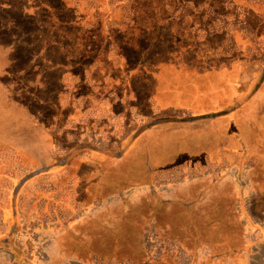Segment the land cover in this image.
I'll return each mask as SVG.
<instances>
[{"label":"rangeland","instance_id":"1","mask_svg":"<svg viewBox=\"0 0 264 264\" xmlns=\"http://www.w3.org/2000/svg\"><path fill=\"white\" fill-rule=\"evenodd\" d=\"M106 1L114 4V13H105V19H102V16L96 12L84 10L89 16L84 23L82 35L72 37V39H69L67 35H63V37L52 35L53 38L51 36L48 40L50 36L46 35V28H49L46 23L49 17L48 11L44 12L45 10H41V8H35L34 11L33 8L38 6L35 5L37 0H15V4L21 6L20 9L25 8L23 5L28 8V18L21 17L18 12L14 13L11 18L12 22L14 21L13 27L19 29V23L25 26L28 20L29 38H31L29 30L32 23H37L38 28L43 32L42 36L39 35L34 39L33 48L36 49L34 53H38L43 45V50L49 48L52 45L50 41L54 45L62 43L70 52L75 50L79 64L91 66V78L88 83L85 84L84 81L78 80L77 84L84 83V87L79 90L82 97H79L84 98L86 102L88 94L92 93L96 100L94 106L97 113L96 116H92V113L90 116L86 115L87 119L81 121L80 126L76 127V125L73 131L65 130L64 126L68 122L66 119H62L61 123L55 121L51 128L54 131L51 130L53 132L50 134L53 136L48 138L40 135L41 133H36L33 129L30 130L31 123H28V137L21 136L12 139L13 134L19 136L23 131L17 130L18 128L14 129L10 124H7L2 130L4 135L0 140H7L9 143L16 140L12 146L17 152L19 151L18 155L22 158L27 157L32 163L52 167L54 161H57L55 164L61 165L60 169L55 167L63 175L56 182L62 191L60 194V196L62 195V204L58 206L59 210L68 208L70 211H78V206L83 203V205L96 203L91 210L90 217L88 216L90 213L86 212L79 218L71 216L60 218L63 224L74 226L73 230L65 228L63 231L67 243L63 244L64 249L60 253L61 256L68 258L73 256L72 253L79 254L80 252L81 256L89 257L95 254L103 257V262L97 260L94 264H127L128 261L130 264H156L155 260L158 258L174 262L169 258L167 249L153 248V244L149 248H145L142 241L145 240L147 233H150L148 229L153 230V228H147V222L151 226L156 224L158 228L165 229L158 233V237L162 241L167 236L168 239L180 238L187 233L184 231L186 228L185 216L180 212L186 205H183L185 198L183 192L188 195L187 192L190 190H185L184 185L179 186L178 199L175 198L171 203L168 201L164 206L160 203L164 201L158 199L160 194L157 195L151 188L159 179L177 181L180 180L179 178L185 177L193 162L198 169L207 166L208 160L205 154L209 152L215 156L219 153L221 156L222 152L228 150L229 145L234 144H247L251 149L257 147L255 142L258 139L252 135L249 136V134L254 131L255 135L260 136V131L264 137V114H262L264 95L258 104H254L248 99L245 103L243 101L241 107H229L220 112H217L218 108L215 106V110L207 112L204 116L205 113H201L194 118V122H190L184 120L186 118L181 119L189 110L186 105L170 103L169 98H166L167 101L161 100L160 105H162L156 107L155 98L162 86V79L166 82L164 88H168L167 91H169V79L170 75L172 76L169 70L162 71L161 68L171 62L186 63L197 68L198 71L211 67H226L237 59L238 49L231 36L223 33L210 34L209 31L219 30L221 33L223 30H238L244 32L242 36L247 38L250 33L254 32L256 21L252 17H244V14L243 20L240 21L241 13L234 6L228 4L229 0H98L103 5L106 4ZM253 1L257 4L256 9L264 10V0ZM32 10L39 13V16H34ZM100 10H105V7ZM226 18L231 21H225ZM135 25H137V39L131 36ZM105 26L110 30L120 27L123 35L115 37L113 33L112 40L108 35V41H106V32L110 33V30L104 29V33H102V28ZM241 27L246 30H241ZM9 28L10 25H7L4 29L8 31ZM93 29L100 31L101 35L95 40H93V35L85 33V31ZM32 32L34 35L36 34V30ZM21 33H16L12 47L16 57H19L20 54L24 59L28 57V61L22 65V68H25L26 65L28 68L17 70L16 75L8 76L5 80L11 90L13 101L22 105L26 110L32 109L33 111L34 109L35 113L40 115L45 105V99L33 89L36 84L41 88L42 85L38 83L37 78L32 80V76H28V70L31 71L35 65L38 71H44L49 61L47 58H43L34 64L31 61L30 53L27 54L24 51L20 53L17 43L22 40ZM122 37L132 38L129 49L142 59L141 73L136 74L133 78L123 71V69L125 70L124 64L119 63L116 58V50L112 45L113 40H121ZM86 48L90 49H87L90 52L88 55L85 54ZM187 48L190 50L187 51ZM24 50L28 51L26 48ZM51 55L53 56L52 53ZM84 57H88V59H84ZM20 65L16 64L18 67ZM76 72L82 74V68H78ZM132 84L134 89H132ZM133 90L138 94L137 99L132 93ZM174 91H176L175 87H173ZM252 92L253 89L250 93L246 92L245 98L251 97ZM118 97H120L125 110L123 111L120 103L115 104L114 112L118 114L122 112L118 117H115L110 114L112 110L110 104L113 100H119ZM48 98L54 103L55 90L48 94ZM149 99H151V105H148ZM89 100H93V98ZM87 103L84 105L85 109L88 107ZM166 107L168 110H164ZM170 108L174 109L171 111ZM53 111V106L44 109V117L50 121L49 123L54 120V118L52 119ZM199 111L201 110L199 109ZM33 112L31 113L34 114ZM69 113L70 110H66L62 115L67 118ZM250 115L254 116L252 121ZM47 121L42 123L47 126ZM39 128L44 129L42 125H39ZM226 131L235 132V139H229ZM263 140L264 138H261V141ZM48 142L50 145L58 144L59 146V149L51 154L54 155V161H51V164L47 163L50 160L46 157V152H42V148L46 147ZM102 159L114 160L111 164L119 169H124V171L106 168L105 166L111 165L110 163L103 164ZM64 163L65 166H63ZM79 167L83 169H70ZM7 172L13 174L17 172L20 177L28 175V171L23 173L22 170H0V177L7 175ZM78 173L82 176L81 180L79 181L75 177L76 182L72 181L70 178ZM230 173L231 171H228V174ZM103 174H107V176ZM252 175L256 190L264 193V169L258 167ZM101 176H104L105 181L101 179ZM63 177L65 178L63 179ZM26 182V185H18L14 192L15 194L17 191H21L20 194L22 196L24 194V196L23 198L21 196L23 201L21 199L19 202L18 200L14 201V204H19L17 208L22 214L13 242L25 239L23 236L28 235L24 233L26 227L23 218L26 216L24 208L28 205V192H38L34 187L29 186L28 188V176ZM50 182L54 181L50 180ZM72 182H74L73 186L70 185ZM232 187L224 186L227 191ZM11 188H13L12 184H7L1 179L0 198H4L3 191L8 192ZM2 189L4 190L2 191ZM193 190L200 191L201 187L195 185L191 191ZM41 191L43 190H40L39 193ZM192 193L198 194L199 192ZM116 195L117 197L121 196L123 204L115 199ZM111 197L116 202L110 204ZM138 198L139 201H137ZM5 203L7 202L0 201V210ZM11 203L13 204V202ZM258 203L261 205H256V209L264 210V202L258 201ZM94 211H96L95 215ZM55 212L53 211V213ZM39 221L44 225L48 220L42 218ZM170 221L176 223L170 224ZM1 228L0 226V231ZM224 229L231 231L227 223H225ZM71 241H80L76 245V250L73 249L74 244ZM102 247L107 248L101 249ZM57 251L59 250L50 249L49 253L56 254ZM28 253L31 254V249H27V251L15 249L13 252L8 250L2 255L10 259L9 263L6 262L7 264H13L11 258L16 255L22 257V262L19 264H26ZM34 253H36L35 250ZM183 260L182 258L181 261ZM81 264L89 263L82 262Z\"/></svg>","mask_w":264,"mask_h":264},{"label":"crops","instance_id":"2","mask_svg":"<svg viewBox=\"0 0 264 264\" xmlns=\"http://www.w3.org/2000/svg\"><path fill=\"white\" fill-rule=\"evenodd\" d=\"M229 1L230 3L228 4L234 6L237 11L241 13L239 15L240 21L243 20V14L246 18L252 17L255 19L256 25L254 32L250 33V36H247V38L242 36L244 32H239L238 30H223L221 33L219 30H210L209 33L215 35L223 33L227 34V36H231L234 45L238 49L237 59L226 67H211L202 69L201 71L187 65L185 62V64L171 62L169 65L164 66L161 70H169L172 74L169 79L170 90L167 91L168 88H164L166 82L162 79V86H160V90L155 98L156 107H159L161 100L167 101L166 98H169L168 101L170 103L176 102L179 105H186L187 108H189V110L185 112L186 115H184V117L182 116L181 119L186 118L184 120L194 122L195 117L199 116L201 113H205L203 116L206 115L207 112L215 110V106L218 108L217 112H220L222 110L225 111L226 108L229 107H241L243 106V101L245 103L248 99L254 104H258L263 97L264 10H261V8L256 9L255 6L257 4L253 0ZM106 3L108 6H111L110 13L113 14L114 4H110V1ZM35 5H38V3ZM53 7L47 3H42L33 8L34 11L35 8H41V10H45L44 12L48 11L49 17L46 22L49 25V28H46V35H50L48 40L52 35L63 37V35L67 34L65 30L63 34L58 35L57 31L54 30L55 28L58 30L59 26L56 22L54 23L52 19V16L55 14ZM78 8L82 10L81 5ZM97 8L98 7L94 9L96 14L99 13L97 12ZM33 10L32 13L34 16L38 17L39 13ZM98 15H102V13ZM224 20L231 21L229 18ZM110 22H112V20H110ZM53 24H56V27H53ZM31 27L34 28L33 30H36V34L34 35L35 38L43 33L40 28H38L37 23H32ZM104 29L108 31L109 28L107 26L102 28V33H104ZM10 30L11 28L9 31ZM241 30L246 29L241 27ZM1 32H3L2 28ZM16 33L17 32H15V34ZM106 34L107 37L105 40L108 41L109 31L106 32ZM25 35L28 39V34ZM15 37L10 36L8 45H5L0 40V138L4 135L2 130L5 129L4 127H6L7 124H10L14 129L18 128L17 130L23 131L22 135L19 136H17L18 134H13L12 139L21 136L28 137V123H31L30 130L33 129L36 133H41L40 135L48 138L53 136L50 135L54 131L51 129L52 127L48 128L45 126L42 123L43 121L40 115L33 112L34 109L33 111L32 109L26 110L22 105L13 101L11 90L7 86L8 84L5 80L8 76L16 75L17 70L28 68V65L22 68V65L28 61V57L24 59L21 54L19 57H16L14 54L12 44L14 43ZM26 43V40L25 42L23 39L20 40V43H17L18 48L20 53H22V51L27 54L30 53V57L32 58L31 61H33L34 64L43 58H47L49 61V63L46 64V69L40 71L41 76L38 77V83L42 85V88L37 84L35 85V89H37L38 93L45 99L43 109H48L51 106H53V110L57 109L58 115L56 116V122L61 123L62 119H66L68 121V126L66 125L64 128L67 131L75 130L74 127L76 125V127L80 126L82 123L81 121L87 119L86 115L90 116L92 113V116H96L95 107H91L93 102L89 100L92 98L87 99L89 105H87L88 107L85 109L84 105L87 103L86 100L76 95V91L74 90V88L78 89V79L74 78V71L78 68H82V71H84V66L83 64L75 63L74 57H72L73 55L71 54L73 51L70 52L62 43H56V45H54V43L50 41L52 45L49 48L43 50V45L38 53H34L36 49L33 48V45ZM24 48L28 49V51L24 50ZM189 50L190 48H187V51ZM18 63L21 64L20 67L16 66ZM34 66L35 65H33L32 69H34ZM91 70V66L86 68V83H88V80L91 78ZM28 76H30V70H28ZM173 87L176 89L174 92ZM252 89L253 92L251 93V97L245 98L244 95L246 92L250 93ZM53 90L56 92L54 103L48 98V94ZM173 109L170 108L171 111ZM199 109L201 111H199ZM66 110H70L67 118L65 115H62ZM164 110H168L167 107ZM79 112L80 115L78 116ZM262 114H264V109H262ZM249 117L252 121L254 116L250 115ZM256 120L259 121V119ZM39 125H42L44 129L39 128ZM259 133L260 136L255 135L254 131H251L249 134V136L252 135L258 139L255 142L257 147H252L251 149L247 144L242 143V145H229L228 150L222 152L221 156L219 153H217L216 156L211 152L205 154L208 160L207 166L198 169L193 162L189 168L187 167L189 172L185 177L179 178L180 180L172 181L159 179L155 181V185L151 190L157 193V195L160 194L158 199L159 201H164L160 202L164 204V206H166L168 201L171 203L175 198L178 199L180 195V193L177 192L179 186L184 185L185 190H190L187 192L188 195L183 192V197H185L183 205H186L180 212L185 216L186 228L184 231L187 232L186 234H183L180 238L172 239H168L167 236V238L162 241L158 237V233L165 229L158 228L156 224L151 226L150 223L148 224L147 222V228H153V230L148 229L150 233H147L145 240L142 241L143 246L149 248L150 245L153 244V248L167 249L170 255L169 258L174 261L168 262L167 260L165 261L162 258H158L155 260L156 264H176L177 262L179 264H264V210L258 211L256 209V205H261L258 201L264 202V193L256 190L257 187L254 185L255 182L252 179V173L256 168L260 167V169H264V140L261 141V138L264 137L262 132L259 131ZM234 134L235 132L226 131V135H228L229 139H235ZM15 142L16 140H13L11 143L7 142V140H0V169H19L23 170L24 173L26 170H29L30 173L34 170H47V172H43L38 176L28 179V188L29 186L34 187L38 192H28V205L24 208L26 215L23 217L25 220L24 224L26 225L24 233L28 235L23 237H25V239L28 238V240L18 239V241L15 242H13V240L19 228V219L22 213H20L17 208L19 204H12L11 202L15 200L19 202L22 196L20 194L21 191H17L15 194L14 192H16L18 185H26L27 182L25 183L24 177L17 176L18 174H9L0 177V180L2 179L3 182L13 185V188H11L7 194H3L4 198H0V201L7 202L0 210V226L2 227L0 231V264H7L10 260L3 257V252L8 250L13 252L15 249L23 251L31 249V254L29 255L28 253V258L25 260L26 264H81L82 262L94 264L97 260L103 262V257L95 254L87 257L86 255L81 256L80 252L79 254L72 253L73 256L68 258L60 254L64 249L63 244L67 243L65 241V235H63L65 233L63 232L64 229L72 228L73 230L74 228V226L70 224H63L60 218L66 215L79 218L81 214H85L86 212L90 213L88 215L90 217L91 210L96 203L92 205H83V203L78 206V211H70L66 208L67 211L63 209L65 211L64 213L63 210H59L58 206L62 204V195L60 196L62 191H60L56 182L63 175L56 169H60L61 165L55 164L57 161H54V155H51L54 151L59 149L58 144L55 146L50 145L48 142L46 143V147L42 148V152H46V157L50 160L47 163L51 164V161H54V166H52L54 168H52L47 165L32 163L27 157H20L18 155L19 151L17 152L15 147L12 146ZM113 162L114 160L108 161L107 159H102L103 164L110 163L111 165L105 166L106 168L124 171V169H119L117 166L112 165L111 163ZM63 166H65V163ZM70 169L81 170L83 168ZM228 171H231V173L228 174ZM103 175L107 176V174ZM104 176H101L103 181H105ZM75 177H77L79 181L82 178L80 173H78L73 175L70 179L75 181ZM64 178L65 177H63V179ZM50 180L54 182H50ZM70 185L73 186L74 182ZM195 185L201 187V190L191 191ZM225 185L233 187L227 191L224 188ZM40 190L43 191L39 193ZM212 190H214V192H212ZM192 192L199 193L194 194ZM115 199L120 203L122 202L121 196L117 197L116 195ZM115 199L111 197L110 204H112ZM137 201H139V198ZM32 205H35V207H32ZM53 211L56 212L53 213ZM96 211H94V215ZM42 218L48 220L46 222L47 224L43 225L40 223L39 220ZM173 223L176 222H171L170 224ZM225 223L228 224L231 231L224 229ZM71 242L74 244L73 249L76 250V245H78L80 241ZM103 248L107 247H102L101 249ZM50 249H58L59 251L53 254L49 253ZM34 250L36 253H34ZM182 258L184 259L183 261H181ZM21 259V256L16 255L11 258V263L19 264L22 262Z\"/></svg>","mask_w":264,"mask_h":264},{"label":"trees","instance_id":"3","mask_svg":"<svg viewBox=\"0 0 264 264\" xmlns=\"http://www.w3.org/2000/svg\"><path fill=\"white\" fill-rule=\"evenodd\" d=\"M97 2H98V0H37L36 3H38V5L42 4V3H44V4L47 3V4L51 5L52 7L54 6L53 8H54L55 14L52 16V19L54 20V23L56 22L59 26L58 30H56V28L54 30L57 31L58 35L63 34L64 31L66 30L67 31L66 35L69 37V39L70 38L72 39V37H74V38L79 37L80 35H82L84 33L83 26H84V23L87 21L88 16H89L86 13V11H84V10L87 9L88 11H94V9L96 7H98L97 12H99L98 14L102 13V15H101L102 19H105V15H104L105 13L111 14L110 13L111 12V6L110 5L108 6L107 3L103 5L99 2L97 5ZM106 2H109V1H106ZM80 5L82 6V10H80L78 8ZM23 6L25 8L20 9L21 6H17V4H15V0H0V24H2L1 28L3 30V32H1V29H0V35H2V36H0V40L5 45L9 44L10 36L15 37V35H16L15 32H22L21 34H22V39L24 40V42L26 40V42L28 44L30 43L34 46L35 36L32 32V31H34V30H32V27H30V30H29L30 34H31V38L28 37V39H27V36L25 35V34H28V20L25 23V26H22V24L19 23V25H20L19 28H21V29H16L13 27L14 21L12 22L11 18H12L14 13L18 12V13H20L21 17L28 18V8L25 5H23ZM102 7H105V10H103V11L100 10V9H102ZM37 9H39V8H37ZM7 25H10V28H11L10 31H9L10 28L8 29V31L4 29ZM52 26L56 27V24H53ZM135 27L133 28V31L131 32V36L134 37L135 39H137V34H136L137 25H135ZM85 33L88 35L89 34L93 35V40H95L96 38H99L101 36L100 31L95 30V29L87 30V31H85ZM113 33H114L115 37L119 36V35H123L122 29L120 27H118L116 29H112V30H110V33H109V35H110L109 39L110 40H112ZM131 39L132 38L128 39L127 37H122L121 40L115 39V41L113 40L114 43L112 45L116 50V58H118L119 63L121 65H122V63L124 64L125 70L123 69V66H122L123 71L126 73V75H131V77L133 78L134 76H136V74L141 73L140 68H141V64H142V59L140 56L138 57L136 55V53H134V52L132 53L131 50L129 49ZM87 49H89V48H86V50H85L86 55H88L90 53L89 52L90 49L89 50H87ZM71 54L73 55L72 57H74L75 63H78L77 62V53L75 52V50ZM84 59H88V57H84ZM39 61H41V60H38L35 64H37ZM83 65H84V71L81 72L82 74L77 73L76 72L77 69L74 71V73H75L74 78L78 79L80 82H83V81L85 82V80H86L85 79L86 68L89 67L86 64H83ZM33 70H36L37 72L33 71ZM30 76H32V80L34 78L38 79V77L41 76V73L34 66V69H32V71H30ZM85 84H86V82H85ZM132 86H133L132 89H134L133 84H132ZM77 87H78V89L74 88V90L76 91V95L82 97L81 96L82 94L79 93V90H81L84 87V83L81 85H78ZM33 90H35V92L38 94L37 89L34 88ZM132 93L136 97L135 99H137V97H138L137 92L135 90H133ZM88 95H89L88 98H93V100H92L93 104L91 107H95L94 105H95L96 100H94L92 93H89ZM82 99H84V98H82ZM118 99L119 100H117V99L115 101L113 100L112 103L110 104V106L112 108L110 114L112 116H115V117H118L122 113L121 112L120 114H118V113L114 112L116 105H118L120 103V105L123 108V111L125 110L124 106L122 105V101L120 100V97H118ZM100 104H102V103L100 102ZM123 104H125L124 101H123ZM131 104H132V102H131ZM87 105H89V102L87 103ZM148 105H151V99H149ZM126 108H127V104H126ZM96 111H97V109H96ZM34 112H35V110H34ZM53 113H54V115H53L54 120L51 121V123H49L50 121H47L45 119L43 108H42V111L40 113V117H41L42 121H47V127L48 128H51L52 124H54L56 119H57L56 118V116L58 115L57 109H54ZM53 117H52V119H53Z\"/></svg>","mask_w":264,"mask_h":264},{"label":"flooded vegetation","instance_id":"4","mask_svg":"<svg viewBox=\"0 0 264 264\" xmlns=\"http://www.w3.org/2000/svg\"><path fill=\"white\" fill-rule=\"evenodd\" d=\"M0 170H14V169H0ZM17 170H19V169H17ZM23 171V170H22ZM26 171H28V179L29 178H33V177H35V176H38V175H40L41 173H43V172H47V170H34V171H32L31 173L29 172V170H26ZM8 173V172H7ZM23 173H24V171H23ZM6 174V173H5ZM9 174H13V173H8L7 175H9ZM16 174H17V172H16ZM19 175V174H18ZM17 175V176H18ZM4 176V175H3ZM27 176H25L24 178H25V180H26V178H27ZM7 183V182H6ZM8 184V183H7ZM5 189V188H4ZM4 189H2V191L4 190ZM10 191V190H9ZM6 192V193H5ZM2 194H7V191H3L2 192ZM4 197V196H3ZM113 202H116V201H113ZM14 203V202H13ZM121 204H123V202L121 203ZM67 216V215H66ZM147 252V251H146ZM127 264H130V262L128 261L127 262Z\"/></svg>","mask_w":264,"mask_h":264}]
</instances>
